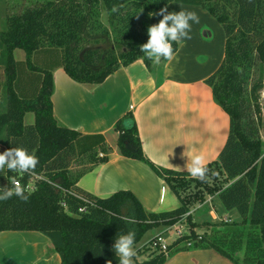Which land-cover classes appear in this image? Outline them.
Here are the masks:
<instances>
[{"label":"trees","instance_id":"16d2710c","mask_svg":"<svg viewBox=\"0 0 264 264\" xmlns=\"http://www.w3.org/2000/svg\"><path fill=\"white\" fill-rule=\"evenodd\" d=\"M38 2L9 16L7 27L0 31V65L5 78L0 103V152L23 147L39 159L31 174L6 167L1 171L6 185L0 187L11 188L14 176L29 199L25 202L13 196L0 201V233L39 232L51 240L62 264H118L112 248L117 235L134 229L138 245L152 229L171 227L186 218L189 232L174 240L167 252H156L144 261L134 258V264H165L169 257L190 249L214 250L233 264H264V142L257 128L246 129L244 111L245 101L257 125L262 124L264 0ZM171 2L203 7L225 34L224 60L206 83L230 117L229 136L218 164L209 166L208 179L195 180L199 202L205 200V192L212 193L241 220L215 221L202 234L195 230L200 224L194 222L192 201L181 190L188 186L180 179L190 177L189 173L152 165L181 202L179 209L170 212H148L128 190L108 198L81 190L79 180L94 166L107 162L111 149L104 135H84L63 125L54 114L52 101L55 67H62L71 79L88 85L104 83L118 69L139 59L149 71L159 72L167 61L154 64L140 46L147 42L151 16ZM114 4L119 5L116 13L111 11ZM173 48L177 53L179 43H173ZM17 49L25 52L24 61L16 60ZM254 53L260 74L251 83L246 76ZM53 54L59 63L53 67L36 62L35 56L52 55V63ZM28 113L35 115L33 124L25 123ZM114 130L119 134L117 146L123 156L146 159L131 112L116 123ZM73 157H88L90 167L74 173L69 168ZM210 178L214 181L211 187Z\"/></svg>","mask_w":264,"mask_h":264},{"label":"crops","instance_id":"0c3cea01","mask_svg":"<svg viewBox=\"0 0 264 264\" xmlns=\"http://www.w3.org/2000/svg\"><path fill=\"white\" fill-rule=\"evenodd\" d=\"M167 7L169 12L195 11L201 21L192 26L191 39H186L191 49L184 50V41L179 42L174 58L165 62L159 72L149 71L139 59L118 69L104 83L88 85L71 79L62 67H55L53 71L55 90L52 101L56 118L84 135H104L111 149L109 160L94 166L77 186L97 198H108L121 190L131 191L144 208L153 213L175 211L181 207V202L165 177L152 165L188 173L187 158L203 154L208 167L214 166L219 162L230 130L229 115L215 101L213 91L206 83L224 60L225 34L218 55L213 47L216 45V30L223 28L203 7L175 2ZM161 18L152 15L150 25ZM202 31L206 32L204 36ZM207 34L214 40H206ZM51 57L35 56L36 62L47 68L59 64L56 54H53L52 63ZM25 58L24 54L16 60L24 61ZM4 80L0 65V103L4 98ZM128 112L133 114L137 125L145 160L125 157L118 149L119 134L114 128ZM25 123L34 122L27 123L25 117ZM209 200L210 197L194 204L192 215L195 208L201 209ZM206 215L212 223L219 221L213 209L201 211L202 218ZM223 218L233 220L227 215ZM195 230L201 234L199 228ZM0 264L62 263L47 236L35 231H5L0 233ZM165 264L233 263L214 250L190 249L169 257Z\"/></svg>","mask_w":264,"mask_h":264},{"label":"clouds","instance_id":"9594fccd","mask_svg":"<svg viewBox=\"0 0 264 264\" xmlns=\"http://www.w3.org/2000/svg\"><path fill=\"white\" fill-rule=\"evenodd\" d=\"M111 11L113 13L118 12L119 5L114 4ZM153 15L162 18L147 28L148 39L146 43L140 46V51L154 64H159L161 60L171 61L174 58L173 43L191 39L192 24H199L200 18L195 11L169 12L167 5ZM38 163V157L23 147H12L0 152V171H3L6 167L12 172L31 174ZM185 166L192 178L202 182L208 179L210 169L205 155H192L187 158ZM10 183L11 188L7 186L0 187V201H6L16 196L26 202L29 195L26 194L25 187L14 176L11 178ZM112 248L118 258V264H134V257L137 255L135 230L130 229L126 233L117 235Z\"/></svg>","mask_w":264,"mask_h":264},{"label":"rangeland","instance_id":"374dc122","mask_svg":"<svg viewBox=\"0 0 264 264\" xmlns=\"http://www.w3.org/2000/svg\"><path fill=\"white\" fill-rule=\"evenodd\" d=\"M38 1H41V0H0V31L4 30L7 27V18L9 16H12V15L17 14V13H21L26 8L33 7V6L37 5V3H39ZM103 21L107 25L106 15L103 16ZM200 21H201V18H200ZM205 21L206 20H204V22ZM194 25H195V23L192 24V26H194ZM206 26H208V25H206ZM216 32H217V35L215 38L216 39L215 40L216 45L213 47H215L216 54L218 55L219 51H220L219 49H220L221 45L223 44L222 39H223L224 33H223V30H219V31L216 30ZM204 33H206V32L202 31L203 36L205 35ZM222 33H223V35H222ZM205 37H206L205 38L206 40H209V39L214 40L212 38V36L209 34H207V36H205ZM183 41H184V43H182V41L180 43H182L183 48L185 46L184 50L191 49L190 42L188 40H183ZM106 47L107 46H105V48ZM24 54H25V52L20 50V49H17L15 51V57L18 59H21L22 55H24ZM248 65H249V70L247 72L246 79L248 78L251 81V83H253L258 79V76L260 74V67H259L260 63H259L255 53L252 55V59ZM261 96L263 98V94ZM261 107H262L263 121H262V124L257 125V123L255 121V116L253 115V111L251 109L250 104L244 101V111L247 114V116L245 117V122L247 124L246 129L251 130V128H257L258 135L262 136V138H264V103L261 105ZM253 119H254V121H253ZM30 121H32V122L35 121L34 113H28L27 114L26 122L29 123ZM89 167H90V163H89L88 157H83V158L73 157L72 160L69 162V168L74 173L80 172L83 169L89 168ZM4 179H5V175L0 171V186L6 185V182ZM180 180H184L185 183L187 184L186 186H188L186 190H183L182 188H181V190H182V194L187 195L188 198L192 201V203H191L192 206L194 204L196 205V204H199L200 202H203V199H202V201L199 202L200 194H197L198 187H197V182L194 178H192L190 176V177L183 178ZM197 181H200V180H197ZM208 185L210 187L214 185V181L212 178L209 179ZM196 194L198 197L196 196ZM204 196H205V198H209V197L211 198V200H209L210 204L207 203L201 209L195 208L193 211L194 220L198 224H200L198 228H199V231L201 234L204 232H208V230H209L208 225L210 223H212V219L208 215L204 216L203 218L200 216L201 211H208L209 212L211 209H213L218 214L219 221L221 219L223 220V215L231 216L233 221H240L241 220L240 215L236 211L231 212V211H228L227 209H225L224 206L222 205L220 199L218 197H216L214 194L205 192ZM214 197H216V198L214 199ZM195 205L193 207H195ZM213 205H217V207H216L217 209ZM210 206H212V207H210ZM178 227L181 228L185 234H187V232H189L190 226H189V223L187 222L186 218H184L178 224ZM159 234H162L165 237L167 242H170L175 237L174 232L167 227H156V228L152 229L151 231H149L145 235L143 240L138 245H135V248H137V247L141 248L144 246V248L138 252V255L135 257L136 259H138L139 261H144V260L150 258L151 256H153L154 254H156L155 251L150 249L149 244H150V241L155 236H158Z\"/></svg>","mask_w":264,"mask_h":264},{"label":"built area","instance_id":"2783aa9c","mask_svg":"<svg viewBox=\"0 0 264 264\" xmlns=\"http://www.w3.org/2000/svg\"><path fill=\"white\" fill-rule=\"evenodd\" d=\"M262 140L264 142V138H262ZM220 221L231 222L232 220H230L228 218H223V220L221 219ZM178 224H176L174 226H171V227H167V228H169L170 230H172L174 232V235H175L174 240H176L177 238L185 235V233L182 231V229L178 227ZM171 243L167 242L166 239H165V237L162 234H159L158 236H155L150 241V244L149 245H150V249L153 250V251H155V252H167L168 251V247L171 245ZM188 246H191V243H188ZM143 248H144V246L141 247V248H139V249L136 248L137 255H138V251L140 249H143Z\"/></svg>","mask_w":264,"mask_h":264},{"label":"flooded vegetation","instance_id":"af4514ba","mask_svg":"<svg viewBox=\"0 0 264 264\" xmlns=\"http://www.w3.org/2000/svg\"><path fill=\"white\" fill-rule=\"evenodd\" d=\"M261 94H263V98H261V105L264 103V89L261 91Z\"/></svg>","mask_w":264,"mask_h":264}]
</instances>
